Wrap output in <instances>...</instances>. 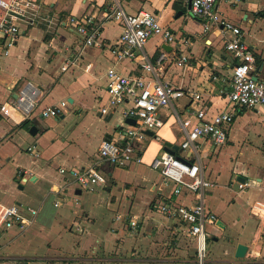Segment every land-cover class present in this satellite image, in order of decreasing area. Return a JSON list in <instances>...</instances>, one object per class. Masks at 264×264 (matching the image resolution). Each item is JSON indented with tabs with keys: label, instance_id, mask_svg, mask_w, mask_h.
I'll use <instances>...</instances> for the list:
<instances>
[{
	"label": "crops",
	"instance_id": "obj_1",
	"mask_svg": "<svg viewBox=\"0 0 264 264\" xmlns=\"http://www.w3.org/2000/svg\"><path fill=\"white\" fill-rule=\"evenodd\" d=\"M42 1L40 17L34 25L19 24L21 35L7 55L0 39V106L15 99L26 84L36 90L35 108L27 120L0 117V205L17 206L25 217L37 211L28 229L5 233L0 264H196L195 242L185 226L158 211L159 204L172 198L171 187H154L161 177L151 168L166 152L165 143L176 147L172 154L197 162L214 184L205 193V204L217 217L213 228L227 233L210 234L207 262L264 264V224L249 214L254 201L264 200V107L243 108L228 99L234 59L223 41L232 35L204 33L200 20L179 0H119L127 14L151 12L179 40L168 45L154 36L135 58L120 59L112 50L122 27L105 17L112 0ZM214 12L241 29L254 58L252 74L264 83V0H218ZM86 16L100 31V42L92 47L84 46L67 23L70 17ZM162 54L167 60L157 76L142 71L141 57L157 67ZM184 54L188 64L176 67L173 62ZM110 68L125 76L156 78L200 96H185L160 108L162 125L143 131L144 140L136 143L141 162L125 168L98 156L102 140L121 145L124 130L132 126L124 117L132 106L129 101L101 114L108 103ZM64 101L66 111L60 116L42 117L44 110ZM201 110V123H210L220 113L233 115L227 141L215 146L200 139L196 151L183 150L178 122ZM93 164L108 183L88 192L76 185L71 173ZM237 182L249 186L238 190ZM177 202L195 201L192 194H184ZM117 217L122 222L115 223ZM130 217L140 225L138 233L125 223ZM238 244L247 247L244 258L234 256Z\"/></svg>",
	"mask_w": 264,
	"mask_h": 264
},
{
	"label": "built area",
	"instance_id": "obj_2",
	"mask_svg": "<svg viewBox=\"0 0 264 264\" xmlns=\"http://www.w3.org/2000/svg\"><path fill=\"white\" fill-rule=\"evenodd\" d=\"M185 4L189 0H179ZM218 0H191L190 12L198 18L202 30L207 33L217 30L220 34L232 35L224 38L223 47L234 59L231 74V90L228 94L229 101L243 108L253 109L264 107V83L253 78L252 70L254 58L249 45L241 37V29L229 21L219 17L215 12ZM237 3L239 0H227ZM109 12L105 13L108 20L121 25L122 35L119 43L112 50V54L120 59L135 58V52L142 50L147 41L154 37H162L165 44L176 45L179 40L168 30L163 28L157 17L151 12L140 11L136 14H127L119 4V0H112ZM42 0H0V39L3 41L4 55H7L20 34L19 24L34 25L42 11ZM67 23L82 39L84 46H94L100 42L99 27L91 16L82 18L70 17ZM186 44V41H182ZM167 60L162 54L155 67L145 57H141V69L144 73L156 75L162 70L161 62ZM189 57L181 55L173 63L182 68L188 64ZM66 66L62 68L65 70ZM157 76V75H156ZM106 91L108 103L102 108L101 114L105 115L110 108H117L125 101L132 103L129 110L124 113L125 118L135 119V126L127 127L123 132L124 143L116 144L112 140H102L98 148V156L116 168H125L132 163H140L136 154V143L144 140L143 131L159 128L162 123L158 117V110L169 106L173 101L188 96L192 100H199L195 93L185 92L182 88L162 82L156 78L146 76H125L117 73L113 68L106 72ZM36 90L26 84L18 96L10 102L0 106V117L10 118L18 115L23 121L27 120L35 108ZM67 102H61L57 107L46 109L42 117H58L66 110ZM204 112L198 111L188 118L180 119L179 126L183 132L180 147L183 150L198 149L200 139L210 140L215 146H223L227 141V128L233 122V115L220 113L215 115L210 123H201ZM31 151V149H28ZM151 168L157 170L161 181L155 188H172V198L159 204L158 211L167 219L174 220L186 228L187 234L195 242L196 264H204L207 257V240L210 238L208 228L214 227L217 217L205 204V193L214 187L201 173L197 162L191 163L172 153L164 152L155 158ZM64 173V170H60ZM74 182L88 192L107 186L106 177L100 172L97 164L71 173ZM238 190H245L247 182H237ZM184 194H192L194 203L183 205L177 198ZM54 206H57L55 204ZM30 216L25 217L17 206L0 205V253L3 249L2 238L12 229L25 231L34 222L37 211L30 210ZM249 214L257 217L264 224V200H256L249 208ZM120 220V217L116 218ZM128 224L133 229H140L138 222L131 218Z\"/></svg>",
	"mask_w": 264,
	"mask_h": 264
},
{
	"label": "water",
	"instance_id": "obj_3",
	"mask_svg": "<svg viewBox=\"0 0 264 264\" xmlns=\"http://www.w3.org/2000/svg\"><path fill=\"white\" fill-rule=\"evenodd\" d=\"M190 2L191 0L188 1L187 5H188V9H190ZM254 80H257L254 76H253ZM126 124H129V125H132V126H135V119L133 118H129L125 121ZM35 132V128H31L30 130V133L33 134ZM145 134L147 135H150L149 132H145ZM109 140V138H106ZM172 149H176L175 146H171L169 143H165V151L168 152V153H172ZM241 181H244L243 179H241ZM218 226H221L220 222L217 223ZM246 251H247V247L245 245H242V244H238L236 246V249H235V254L234 256L236 258H244L245 254H246Z\"/></svg>",
	"mask_w": 264,
	"mask_h": 264
},
{
	"label": "rangeland",
	"instance_id": "obj_4",
	"mask_svg": "<svg viewBox=\"0 0 264 264\" xmlns=\"http://www.w3.org/2000/svg\"><path fill=\"white\" fill-rule=\"evenodd\" d=\"M249 179H251V176L250 175H246V180L247 181H249ZM120 222H122L121 220H116V222L115 223H120ZM127 225H128V222L126 221L125 222ZM130 230H132L131 232L132 233H138V231H140L139 229H130ZM208 232L210 233V234H226L227 233V230H222V231H219V230H216L215 228H213V227H209L208 228ZM210 234H209V236H210ZM210 239H208L207 240V249L209 248V245H210ZM204 264H209V262H207V257H206V259H205V262H204Z\"/></svg>",
	"mask_w": 264,
	"mask_h": 264
}]
</instances>
